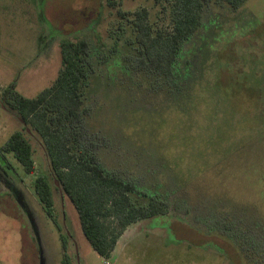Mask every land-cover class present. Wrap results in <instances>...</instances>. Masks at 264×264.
Segmentation results:
<instances>
[{"label":"rangeland","instance_id":"374dc122","mask_svg":"<svg viewBox=\"0 0 264 264\" xmlns=\"http://www.w3.org/2000/svg\"><path fill=\"white\" fill-rule=\"evenodd\" d=\"M118 2L0 0V146L27 129L35 149L32 173L10 154L12 167H0V264H65L61 233L70 264H105L59 182L61 230L47 216L33 184L50 173L44 145L2 99L12 82L27 97L51 86L66 37L91 43L83 126L99 160L135 181L139 202L170 203L169 213L129 225L106 261L264 264V0L236 11L206 5L172 90L139 66L136 31L119 10L147 7L156 27L168 25V12L155 0Z\"/></svg>","mask_w":264,"mask_h":264},{"label":"trees","instance_id":"16d2710c","mask_svg":"<svg viewBox=\"0 0 264 264\" xmlns=\"http://www.w3.org/2000/svg\"><path fill=\"white\" fill-rule=\"evenodd\" d=\"M248 0H155L168 12L169 23L156 27L150 11L141 7L134 12L119 10L136 31L141 57L138 64L162 77L172 88L179 79V57L184 43L201 27L203 9L217 2L232 10ZM117 7L118 0H106ZM131 14V17L127 16ZM62 66L53 84L35 97H27L10 83L2 92L7 107L17 112L23 123L42 140L49 160V174L34 180L35 192L47 216L61 230L56 216L54 187L59 182L63 193L73 203L82 231L92 248L109 259L123 232L132 223L169 213L170 203L159 196L146 202L136 199L141 191L134 180L107 169L99 160L95 142L83 126L84 96L92 74L91 43L87 37L62 38L59 42ZM174 85V86H173ZM22 165L27 173L35 167V149L27 129L15 131L0 146V167H12L7 155ZM53 179V182H52ZM113 219L110 229L106 220ZM64 263L70 264L68 242L61 233Z\"/></svg>","mask_w":264,"mask_h":264},{"label":"built area","instance_id":"2783aa9c","mask_svg":"<svg viewBox=\"0 0 264 264\" xmlns=\"http://www.w3.org/2000/svg\"><path fill=\"white\" fill-rule=\"evenodd\" d=\"M106 260H107V259H106ZM106 260H105V264H110V262H109V261H106Z\"/></svg>","mask_w":264,"mask_h":264},{"label":"water","instance_id":"95a60500","mask_svg":"<svg viewBox=\"0 0 264 264\" xmlns=\"http://www.w3.org/2000/svg\"><path fill=\"white\" fill-rule=\"evenodd\" d=\"M23 121V120H22ZM58 183V182H57Z\"/></svg>","mask_w":264,"mask_h":264}]
</instances>
